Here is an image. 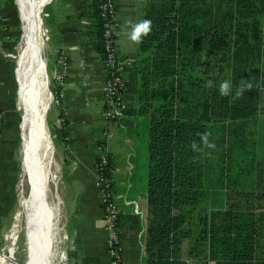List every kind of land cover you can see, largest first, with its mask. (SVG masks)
<instances>
[{
	"label": "crops",
	"instance_id": "0c3cea01",
	"mask_svg": "<svg viewBox=\"0 0 264 264\" xmlns=\"http://www.w3.org/2000/svg\"><path fill=\"white\" fill-rule=\"evenodd\" d=\"M113 1L118 27L116 52L122 64L125 104L122 124L113 128H108L103 119L104 73L102 55L95 37L97 14L93 0L39 1L38 14L42 4L47 2L46 16L54 43L57 67L61 60L65 61L66 80L57 85V90L62 95L57 101L56 113L57 205L65 237L60 264H109L105 248L103 210L94 183V163L100 142L106 143L116 169L113 174L114 189L122 196L136 200L142 212L147 208L145 181L139 185L137 183L141 178V161L142 168L145 167L147 172L146 146L143 148L145 154L142 160L143 152L137 143L139 132L147 131V118L137 114L138 73L135 57L138 44L129 39L130 26L126 25L129 20L133 24L140 21L145 0ZM9 13L4 1L0 0V109L4 115L0 131V227L2 213L6 212L2 200L4 186L13 177L20 159L18 97L21 83L17 70L15 73L16 65L10 56L15 48L16 24ZM261 65L264 71V56ZM55 83L54 79V87ZM259 106L260 111L254 117L230 124L226 121L223 134L226 138V151L215 142L219 137L217 124H214L216 129L213 132L210 127V143H214L215 148L212 153L209 148L210 155L207 160L206 155L204 156V162L212 163L213 159L214 162H222V165L218 176L213 171L204 170L203 176H212L213 187H205L206 197L196 206V210L209 213L212 210L235 209L253 213L256 218L258 243L255 258L264 260V83L261 86ZM229 128L232 130L229 131ZM105 129L108 130L107 133L104 132ZM247 147L251 149L250 156H247ZM238 157L242 158L245 166L238 164ZM235 163L237 165L233 168ZM211 193L215 198L212 202L205 203ZM119 216L122 262L143 264L145 222L122 198ZM200 224L201 220L193 212L192 217L184 224L188 234L181 242L180 256L187 264H202L203 261L205 264H216L215 260L207 258L205 243L201 245L205 251L194 247L197 254L190 253V246L195 244L199 234ZM38 240L41 242L39 236ZM253 262L231 261L229 264Z\"/></svg>",
	"mask_w": 264,
	"mask_h": 264
},
{
	"label": "trees",
	"instance_id": "16d2710c",
	"mask_svg": "<svg viewBox=\"0 0 264 264\" xmlns=\"http://www.w3.org/2000/svg\"><path fill=\"white\" fill-rule=\"evenodd\" d=\"M92 4L102 52L99 0ZM144 19L152 21V31L138 44L135 57L137 114L147 118L143 264H187L180 256L181 242L193 212L201 224L190 253L197 254L194 247L205 251V243L207 258L216 264H264L255 258L253 213L196 210L206 197L207 150L201 134L210 127L213 132L217 124L214 140L225 149L226 121H243L260 111L264 0H145L140 21ZM225 80L233 85L230 96L219 91ZM241 80H251L253 88L235 98ZM193 142L203 151H193Z\"/></svg>",
	"mask_w": 264,
	"mask_h": 264
},
{
	"label": "rangeland",
	"instance_id": "374dc122",
	"mask_svg": "<svg viewBox=\"0 0 264 264\" xmlns=\"http://www.w3.org/2000/svg\"><path fill=\"white\" fill-rule=\"evenodd\" d=\"M5 6L9 10V14L11 15L14 23L16 24V28L14 29V36H15V48L14 51L11 53V57L14 61V65H16L15 73L17 70V73L19 75L20 79V56H21V36L22 31L24 27V18L21 14V10L19 7V4L17 3V0H13L12 2H8L6 0H3ZM28 2L31 4L34 2V0H28ZM46 9H47V2L45 4H42L38 12L35 16V21L33 24V42L35 41L36 49L34 51L35 55V62L34 67L36 71V82H40V88L39 94L41 96V114L39 118V129L41 130L42 136L47 140L45 143V151L44 153L47 154V170L49 176L48 182L50 184L51 193L53 196L54 203L57 208V233L54 237V246L53 249L49 247L48 240L46 238V232L43 231L36 223L33 221L31 223L32 225V237L31 239L27 236V226L26 222L24 220V216L22 215L21 206L19 204L18 200V189L19 187V176L21 172V166L20 159L17 163V168L13 172V177L11 179H8L6 181L4 186V192H3V206L6 208V212L4 211L2 213V226L0 227V246L5 243L7 247L5 253L8 252L9 248L12 247L14 249L13 251V258L18 262V264H60L62 256H63V250H64V230H63V221L61 218V215L59 216L58 212V196L56 187L57 185V178H58V163H57V96L54 90L57 89V83H55V87L53 85L52 79V70L54 67H57V59L55 58V51H54V43L52 42V36L49 32L48 27V19L46 16ZM41 19V20H40ZM38 80V81H37ZM43 82L45 86L43 85ZM21 88V87H20ZM49 92V94H48ZM52 93V95H51ZM49 95V97H48ZM18 114H19V124H20V138L18 142V152H19V158L20 153L22 150L24 135H23V123H24V102H23V92L21 90V93L18 97ZM112 128L114 126H111ZM47 130V131H46ZM48 132V134H47ZM49 135V136H48ZM146 132L140 131L137 143L140 145V150L143 152V148L145 149L146 146ZM210 142V137H209ZM248 146V145H247ZM208 149V150H207ZM206 152V160L208 159L207 156L210 155L209 148H207ZM213 151V148H211V153ZM247 156H250L251 149L247 147L246 149ZM144 152L141 155V159L144 156ZM259 154V153H258ZM212 158V157H211ZM143 160V159H142ZM145 160V158H144ZM238 164L241 166H245L243 163V160L241 157H238L237 159ZM143 162L141 161L140 166V172L139 175L141 176L140 179H138L137 183L138 185L145 181L146 171L145 167L142 168ZM222 162L219 163L218 160L212 159V163L204 162V170L206 172L213 171V174L218 176L220 169H221ZM237 165V163L234 164L233 168ZM237 168V167H236ZM12 176V172L10 173ZM206 178V181H205ZM205 187L212 188L213 187V179L210 174H207L206 176H203ZM212 185V186H211ZM30 189H26L28 191ZM28 193H31V191ZM29 196V194H28ZM52 199V197L50 196ZM213 198H215L214 194L211 193L210 196H208L207 200L204 201L205 203H209L213 201ZM28 206L30 207L31 211L34 213L35 216L36 210L33 208V200L29 197L27 200ZM39 229V232L37 230ZM7 232V234L14 238V243H11V237L10 240H4L3 233ZM42 233L44 236L45 241L42 242ZM40 237V241L38 240V236ZM36 238V239H34ZM34 241V243H33ZM49 250V251H48ZM51 251V252H50ZM51 253L49 256L47 253ZM11 253V251H10ZM49 262V263H48Z\"/></svg>",
	"mask_w": 264,
	"mask_h": 264
},
{
	"label": "bare ground",
	"instance_id": "6f19581e",
	"mask_svg": "<svg viewBox=\"0 0 264 264\" xmlns=\"http://www.w3.org/2000/svg\"><path fill=\"white\" fill-rule=\"evenodd\" d=\"M39 1L34 0L30 4L28 0H17L24 18L20 51V83L24 102V140L20 153L22 166L18 181L20 187L18 200L26 222L28 238L31 239L32 237L31 223L34 221L38 227L47 233L46 238L49 247L53 249L54 237L57 233V208L48 182L49 176H47V154L44 153L47 140L42 136L39 129L41 96L38 88H40V82L38 84L36 82L37 76L34 67L36 45L35 41L33 42V24L39 9ZM43 85L45 86L44 82ZM26 189H30L28 191L31 193H28ZM29 197L33 200V208L36 210L35 216L28 206ZM44 241L42 233V242ZM50 252L47 253L46 257L51 254ZM0 264H9V261L2 256L0 257Z\"/></svg>",
	"mask_w": 264,
	"mask_h": 264
},
{
	"label": "built area",
	"instance_id": "2783aa9c",
	"mask_svg": "<svg viewBox=\"0 0 264 264\" xmlns=\"http://www.w3.org/2000/svg\"><path fill=\"white\" fill-rule=\"evenodd\" d=\"M100 15L103 19L102 30V64L104 73L103 90V119L110 126H119L122 124L125 104H124V78L121 73V61L116 52V8L113 0H99ZM52 77L57 85H61L66 80L65 61L61 60L58 67L52 70ZM61 91L57 90V101L61 97ZM119 111L122 115H116ZM4 115L0 109V131L3 124ZM105 133L108 130H104ZM94 170V183L99 193L100 204L103 210V223L106 232L105 248L108 254L109 264H123L122 262V244L119 228L120 198L124 203L132 206V211L143 218V212L139 208L136 200L126 198L118 193L113 187V174L116 171L112 156L109 153L106 143L100 142L98 145ZM10 237L7 232L3 233L4 240ZM11 237V243H14ZM8 246L3 243L0 246V257L8 259L9 264H18L13 258L12 247L5 253ZM11 251V253H10Z\"/></svg>",
	"mask_w": 264,
	"mask_h": 264
},
{
	"label": "clouds",
	"instance_id": "9594fccd",
	"mask_svg": "<svg viewBox=\"0 0 264 264\" xmlns=\"http://www.w3.org/2000/svg\"><path fill=\"white\" fill-rule=\"evenodd\" d=\"M126 25L130 26V32H128L129 39L136 44L143 42V38L148 36L152 31V21L144 19L142 21L132 23V21H126ZM232 83L230 80L223 81L219 86V91L222 96H230L232 94ZM253 83L251 80H241L239 87L236 89L235 98H239L245 94L246 91H251ZM116 115H122L119 111ZM210 133H203L200 136L201 143L206 148H215L214 143L209 142ZM193 151H203V148L199 147L196 142L191 145ZM66 259V257H65Z\"/></svg>",
	"mask_w": 264,
	"mask_h": 264
}]
</instances>
